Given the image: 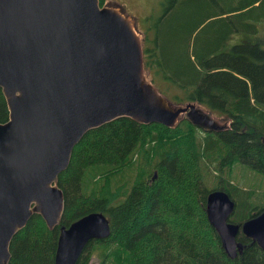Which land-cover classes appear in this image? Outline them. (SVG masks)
<instances>
[{"label": "trees", "instance_id": "16d2710c", "mask_svg": "<svg viewBox=\"0 0 264 264\" xmlns=\"http://www.w3.org/2000/svg\"><path fill=\"white\" fill-rule=\"evenodd\" d=\"M178 1L187 0H167L165 12ZM192 14L153 20L142 38L144 69L174 103L195 101L225 125L206 130L182 119L172 128L119 116L87 130L56 179L64 199L59 222L49 228L33 213L11 238L8 264H55L60 226L90 211L107 216L110 233L89 240L76 264H89L94 255L97 264H264V250L240 231L242 251L229 257L205 210L215 188L235 202L230 221L242 223L264 208V195L222 177L234 164L264 176V47L260 40L225 47L227 33L199 41L206 19L231 13L195 21ZM166 17L174 21L165 25ZM8 114L0 88V122ZM129 163L130 183L113 180Z\"/></svg>", "mask_w": 264, "mask_h": 264}, {"label": "water", "instance_id": "95a60500", "mask_svg": "<svg viewBox=\"0 0 264 264\" xmlns=\"http://www.w3.org/2000/svg\"><path fill=\"white\" fill-rule=\"evenodd\" d=\"M0 264L33 213L57 225L64 209L58 174L84 133L119 116L174 127L183 116L202 129L225 125L195 101L174 103L147 77L134 20L99 0H0ZM221 189L206 196V216L229 257L242 251L239 231L264 250V208L242 223ZM110 233L101 211L60 226L55 264H76L87 242Z\"/></svg>", "mask_w": 264, "mask_h": 264}, {"label": "rangeland", "instance_id": "374dc122", "mask_svg": "<svg viewBox=\"0 0 264 264\" xmlns=\"http://www.w3.org/2000/svg\"><path fill=\"white\" fill-rule=\"evenodd\" d=\"M244 2L245 0L178 1L169 12H165V8L168 5L167 0H104L103 5L111 3L118 4L125 14L133 18L134 25L136 30L140 33L141 38H143L144 33L153 30V20L158 18V15L162 13H173L174 19L182 13H193L191 18L192 21L204 17L207 13H231L228 18L226 14H221L214 18L210 17L206 19L198 27V29L201 28L199 32V41L209 37L212 42L214 35L227 33L225 47H229V45L234 43H253L256 40H260V45L264 47V0H258L245 7L242 6ZM232 8H238V10H231ZM174 19H167L166 17L164 19V21H166V23L164 22L165 25H168L169 22L172 23ZM254 28L255 30L251 31V29ZM148 34L151 35L152 33ZM201 106L207 109L203 105ZM213 114L216 118L221 119L215 113ZM182 119L187 118L183 116L178 122ZM176 125L174 127H176ZM138 155L139 153H135L132 159L136 160ZM133 171L134 167L129 163L114 174L113 180L129 179L128 183H130V175ZM212 174H217V172L213 171ZM222 177L229 180L231 183H235L240 188L252 189L255 193H258V195H264V176L257 172L246 171L239 165L234 164L230 168H224ZM97 262L98 258L95 255L89 260V264H97Z\"/></svg>", "mask_w": 264, "mask_h": 264}]
</instances>
